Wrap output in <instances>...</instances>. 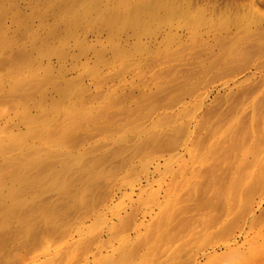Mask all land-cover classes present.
<instances>
[{
  "label": "rangeland",
  "instance_id": "1",
  "mask_svg": "<svg viewBox=\"0 0 264 264\" xmlns=\"http://www.w3.org/2000/svg\"><path fill=\"white\" fill-rule=\"evenodd\" d=\"M59 1L0 0L1 107L32 86L54 164L0 264H216L264 221V0H150L143 30L140 0Z\"/></svg>",
  "mask_w": 264,
  "mask_h": 264
},
{
  "label": "bare ground",
  "instance_id": "2",
  "mask_svg": "<svg viewBox=\"0 0 264 264\" xmlns=\"http://www.w3.org/2000/svg\"><path fill=\"white\" fill-rule=\"evenodd\" d=\"M52 1H54V0H52ZM62 1L60 0L59 2L63 3L64 6L66 8H68L67 11L75 13L76 15L80 16V18L81 17L83 18L84 16H82V15L84 13L86 14V12L88 13V10L89 11L91 10L93 12H97L98 14L100 13L99 8H101V7L98 8V4H97V2L99 0L98 1L97 0H62ZM11 2H13V1H11ZM100 2H102V1H99V3ZM152 2H153V0H152ZM150 3H151L150 0H142V1L140 0L138 4H136L135 6H132V9H133V7H135V8H134V10L130 9V11H134V12H129V13H133V14L135 13V14L134 15L132 14V16L129 17V20L126 19L122 24L120 23L121 24L120 26L123 27V25L124 26L132 25V27L136 28L137 30L140 27H142V30H143V27H145V26L147 27L149 24H151L149 21H151L153 19L155 13L153 14L150 12L151 11ZM154 4L152 6H154ZM12 5H14V4H12ZM165 8H167V7H165ZM0 9L3 10V9H7V8H1L0 7ZM152 10H155V9H152ZM6 11L8 12V10H6ZM0 12H2V11L0 10ZM152 12H154V11H152ZM5 14L7 15V13H5ZM5 14L0 13V19L3 18V16ZM98 14H96V15H98ZM136 14L141 15V17H138V16L135 17ZM166 15H167V13H166ZM96 18H102L101 14L98 15ZM1 22H3L2 19H1ZM148 22H149V24H147ZM103 23H105V22H103ZM147 28H149V27H147ZM136 29L134 30V33L137 31ZM140 30H141V28H140ZM144 31H147V29L146 30L144 29ZM224 47H226V45L223 46V49L225 50L223 52L225 53L226 49ZM226 48H228V47H226ZM222 53H221V56L222 55L224 56V54H222ZM231 53L233 54L236 52L235 51L234 52H230V51L228 52V54H231ZM228 54H227V56H228ZM237 54L240 57L239 53H237ZM241 54H243V53H241ZM227 56H226V58H227ZM226 58H223V59H226ZM233 58H231V59H233ZM236 59H238V58L236 57L234 60H236ZM10 61H11V59H10ZM232 62H233V60H232ZM6 70H8V69H6ZM10 71L11 70L9 69V73L8 74L6 73L7 74L6 78L2 76L4 74L1 75L2 78H0V86L5 85V83L7 84V83H11L12 81L14 82V76H12L13 71L12 72H10ZM20 71H21V69H20ZM20 71H19V73H22ZM27 73H29V71ZM23 85L24 84H22V86ZM16 90H18V88ZM25 91H26V93L17 97V99L14 98L15 101H14V105L12 106V109L14 112L13 116H9L11 112L9 113L8 111L7 112L4 111L5 109H3V107L5 108L6 106H4V104L2 105L3 100L0 101V244L4 243V242L11 241V240L17 241V239H18L17 235L19 233V229L22 226H26V225L30 226V225H32V222L35 221L34 220V214L36 213V209H38V207H39V202L37 201L38 200L37 199V196H38L37 193L41 190V189L39 190V187L41 188L40 184L43 183V188L47 184L49 185L50 182L47 183L46 185H45V183L50 180V171L52 168H54L53 167L54 164L52 163V161L49 160L50 158H48V156H47V158H43L44 160L42 158L40 159L41 156L39 157V154H38L40 151L39 149L43 150V148L37 149V145H36V134L38 132L35 133V131L38 129L35 130V126H34L35 119H34V115L32 113V108H33V102H32L33 88H32V86L28 87L27 90H25ZM9 96L10 95H8V97ZM12 97H14V96H12ZM11 102H13V101H11ZM6 104H7V102H6ZM1 105L3 107H1ZM41 132H42V130H41ZM37 138H38V135H37ZM52 147H54V146H52ZM44 149H45V147H44ZM49 150H50V147H49ZM41 152H43V151H41ZM46 154H48V153H46ZM41 160H42V162H41ZM62 163H64V162H62ZM66 164L67 163H65V166H67ZM59 165H61V163ZM62 165H61V167H62ZM65 166H64V168H65ZM38 167H39V169H38ZM55 173H57V172L55 171ZM91 173H95V172H91ZM51 177H52V175H51ZM53 177H56V176H53ZM58 178H59V176H58ZM53 183H54V181H53ZM53 183H51L50 187L52 186ZM47 187H48V190H47V192H48L50 190H49V186H47ZM51 188H53V187H51ZM43 191L45 192L46 188H44ZM40 192H42V190ZM40 192H39V194H41ZM42 198H43L42 200L44 202V197H42ZM45 199H46V197H45ZM47 199H48V197H47ZM47 203H49L48 200H47ZM41 205L43 206L42 203H41ZM47 205H49V204H47ZM50 205L48 207L44 206V208L47 207L49 209V208H51ZM39 208H41V206ZM41 209H42V212H44L43 208H41ZM38 211H39V209H38ZM46 212H49V211H46ZM40 214H41V212H40ZM43 215H45V214L43 213ZM43 215H42V217H43ZM38 218H40V216L37 217L36 219L39 220ZM37 220H36V222H37ZM253 222L254 221L247 220V221L243 222L242 226H239L240 228L238 230V236H237L238 239H236V237L231 236L227 241L228 256L220 259L216 264H264V221H262V222L259 221V224H253ZM39 225L42 226L41 224H39ZM29 226H27V227L29 228ZM35 226L36 225L33 223L32 228H36ZM229 232H231V230ZM16 237H17V239H15ZM16 241H14V242H16ZM238 242H240V246L242 247L239 249L240 252L238 250H237L238 252H236V250L232 251V246H234Z\"/></svg>",
  "mask_w": 264,
  "mask_h": 264
}]
</instances>
